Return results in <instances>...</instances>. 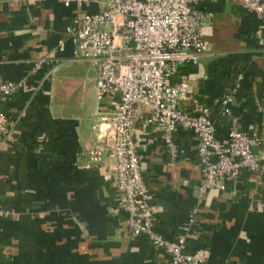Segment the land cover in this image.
<instances>
[{
	"label": "crops",
	"instance_id": "1",
	"mask_svg": "<svg viewBox=\"0 0 264 264\" xmlns=\"http://www.w3.org/2000/svg\"><path fill=\"white\" fill-rule=\"evenodd\" d=\"M209 51L183 77V109L234 89L230 109L254 154L264 150V27L233 0L205 3ZM93 8H95L92 5ZM72 7L60 0H0V82L21 87L2 109L11 132L0 147V264H169L145 235L132 237L105 173L114 164V101L97 102L96 68L72 58L64 33ZM47 57L31 73L32 60ZM179 72V69L177 73ZM135 122L141 175L152 195L153 231L171 239L195 211L184 251L204 247V264H264V172H241L225 190H198L196 139L178 130L171 163L158 132ZM215 134L227 120L212 114Z\"/></svg>",
	"mask_w": 264,
	"mask_h": 264
},
{
	"label": "built area",
	"instance_id": "2",
	"mask_svg": "<svg viewBox=\"0 0 264 264\" xmlns=\"http://www.w3.org/2000/svg\"><path fill=\"white\" fill-rule=\"evenodd\" d=\"M72 7L64 33L72 43V58L91 61L96 68L97 102L114 101V164L104 177L117 189L118 208L132 237L145 235L153 249L165 252L169 264H204L209 251H184L185 240L195 227V211L182 222L175 236L166 239L154 233L152 195L142 178L134 140L135 122L143 109L142 125L158 132L172 163L180 151L173 134L191 132L196 139L200 192L225 190L241 172H264L262 154L251 151L249 135L238 129L230 109L234 89L224 91L211 103L198 104L194 115L182 110L188 93L186 79L170 83L183 64L195 65L209 51L203 26L213 18L204 8L217 0H60ZM255 15L264 27V0H233ZM92 5L95 7L93 8ZM264 46V36L259 37ZM47 57L32 60L31 73L41 70ZM20 81L0 82V97L15 93ZM227 120L225 136L215 134L212 114ZM6 114L0 111V147L11 132Z\"/></svg>",
	"mask_w": 264,
	"mask_h": 264
},
{
	"label": "trees",
	"instance_id": "3",
	"mask_svg": "<svg viewBox=\"0 0 264 264\" xmlns=\"http://www.w3.org/2000/svg\"><path fill=\"white\" fill-rule=\"evenodd\" d=\"M189 64H183V65H180L179 67H178V69H179V72L177 73H175L172 77H171V79H170V83H177L178 81H180L181 79H185V78H183L186 74H187V72H188V70H189ZM178 71V70H177ZM181 76H183V77H181ZM12 95V94H11ZM11 95H9V96H6V97H0V111L2 112V113H4V111H3V109H2V102H4L5 100H7ZM182 110H184V111H186V112H188L189 114H192V115H194L195 113H196V110H195V108H194V110H193V112H191L192 110H190V111H188V110H186V109H183L182 108ZM5 114V113H4Z\"/></svg>",
	"mask_w": 264,
	"mask_h": 264
}]
</instances>
